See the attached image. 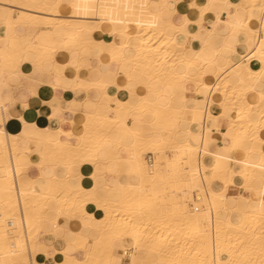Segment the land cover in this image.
Wrapping results in <instances>:
<instances>
[{
	"label": "bare ground",
	"instance_id": "obj_1",
	"mask_svg": "<svg viewBox=\"0 0 264 264\" xmlns=\"http://www.w3.org/2000/svg\"><path fill=\"white\" fill-rule=\"evenodd\" d=\"M94 1L0 0V6L10 10L3 19V24L10 29L9 45L2 56L5 64L21 62L24 53L30 52L36 55L38 66H42L43 60L52 59L56 49L50 43L39 42L40 39L51 38L52 28L56 25L69 29L80 14L81 21L95 24L94 34H120L124 39L120 43L93 41L107 55L106 61L99 59L100 70L104 71L111 61H122L124 51L133 46L135 54L130 63L146 77L145 87L150 88L153 81H160L179 88L181 95H173L172 99L170 97L173 102L166 105L152 102L146 94L140 97L138 104L118 110H113L115 105H97L94 111L84 113L80 132L66 140L62 139L66 134L59 129L50 132L37 129L34 135L30 134L32 136L0 132V264H18L27 258L23 254L25 246L29 252L34 243L41 246V241L36 238L48 223L47 219L57 224V218L62 214L82 217L89 204L100 215L89 211L92 223L84 229L90 234L76 232L73 241L75 251L87 246L86 256L80 258L69 253L66 257L65 249L52 248L53 264H64L66 258L70 262L87 258L91 264H108L109 260L115 259L111 254L113 244L122 237L129 244H135L133 233H136L140 247L147 250L143 257L138 253V259H155L160 264H207L212 259L213 249L218 248L225 259L231 250L235 260L261 264L264 260L261 255L264 245V203L261 202L264 192V137L261 136V129H264V76L260 75V70L264 67V53L260 42L264 41V25L260 23V17L264 14V0H205L202 4L194 0L192 3L197 5L200 19L183 28L162 21L158 13H151L147 7L149 0H139L144 4L139 10L130 6L120 8L116 4L120 0H100L101 5L97 7L93 6ZM92 7L95 14L90 16ZM207 13L215 18L208 30V38L201 41L197 49L186 46L180 35L187 39L190 34L196 39L195 32ZM222 16L226 20H222ZM191 24L196 28L195 32H189ZM17 26H46V29L30 35L32 44L23 46L15 31ZM84 27L65 36L67 44L76 42L79 51L87 44L81 36ZM218 28L225 32L223 37L218 36ZM228 37L236 38L245 47L237 61L229 57L236 45L229 43ZM221 38L222 46H217ZM189 68H196L197 74L190 76ZM103 82L87 84L75 79L71 87L87 90L95 86L104 92ZM189 82L196 87L187 96ZM249 95H254L255 100L250 101ZM118 100L121 104L127 103L125 99ZM214 106L218 110H214ZM147 109L155 114L152 125H164V132L170 138L154 139L128 126L129 117H140ZM187 112L190 115L186 118ZM218 118L227 122L225 127H216ZM192 125H198L199 129L193 130ZM180 126L184 132L182 140L177 137ZM213 127L221 137V150L218 151L210 149ZM108 129L113 133L106 134ZM115 132L130 137L131 155L126 160L114 159L112 162L120 166L130 164L136 181H119L113 194L104 186L107 193L100 196L96 184H75L70 173L59 175L56 170L59 163L78 167L92 165H78V159L99 161L101 145L110 146ZM225 140L229 142L225 144ZM114 146L121 147L119 143ZM144 147L153 151L151 166L143 160ZM223 147L229 153H224ZM31 151L37 154L34 163L12 167L13 164L7 162L11 152L24 155ZM180 163H184L183 168H179ZM232 163L239 169L234 170ZM30 167L41 169V175L37 178L27 175ZM9 169L11 175L7 176ZM77 176L81 179L78 172ZM215 181L222 183V187H214ZM236 184L247 194L228 193L229 186ZM93 187L95 193L90 191ZM253 192L259 197H253ZM187 199L191 203H187ZM97 201L101 207H97ZM13 243L15 247H10ZM132 250L129 249L126 259L131 258ZM118 251L122 256L123 249Z\"/></svg>",
	"mask_w": 264,
	"mask_h": 264
},
{
	"label": "crops",
	"instance_id": "obj_2",
	"mask_svg": "<svg viewBox=\"0 0 264 264\" xmlns=\"http://www.w3.org/2000/svg\"><path fill=\"white\" fill-rule=\"evenodd\" d=\"M85 1L86 0H80V3H84ZM193 1L194 0H149L147 7L151 13H158L162 21H167L174 25H181V18L185 16L191 21H198L200 19L197 5L195 8L191 7ZM195 1L202 4L205 0ZM130 2L127 0H120L116 4L120 8L130 6L133 10H139L144 6V4L139 0H133ZM173 4L176 5L175 9L169 7ZM100 5V0L93 2V6L95 7ZM215 8L218 9L219 7ZM240 13L244 12L240 11ZM94 14L95 9L92 7L89 10V15L93 16ZM79 15L73 20L69 29L65 28L64 26L56 25L52 28L51 38L40 39L39 42L50 43L56 49V52L54 53V56L51 60L45 59L41 63L42 66H38L36 63V55L34 53L26 52L24 53V57L21 62H13L9 65H6L2 56L4 55V49L9 45L10 29L3 24V19L6 17V15L4 7L0 6V118H2V122H0V132H8L10 134L22 133L24 135L26 134V136H32L36 133L37 129L46 130L49 132L59 129L62 133L66 134L69 131H73L74 128L75 130L73 133L76 135L80 132L81 123L83 122L85 112L94 111L97 109V105L109 106V97L125 99L127 101L128 93L126 88L123 87V84L127 82V76L125 73L130 74L133 77L134 82L138 85L137 96L133 98V105L138 104L140 97H143L145 94V97H148L152 102L156 101L162 105L173 102V100H171L173 95H181V90L179 88H172L170 85L163 84L160 81H153L150 88L145 87L146 77L142 75L140 71L133 68L132 64L130 63V59L135 54L133 46L124 51V57L122 61L119 63L117 61H111L108 64L113 66V71L117 67L123 70L120 74L122 86L119 89L109 84L107 88H104V92L95 86H90V88L88 87L87 90H73L71 86L73 85L75 79L76 81H83L87 84L100 83L103 80L104 84L108 83L109 74L105 71L106 68L104 71L100 70L99 68L101 66L99 59L101 61H106L107 55L100 51L93 44V41L104 40L120 43L124 40L120 34L112 35L111 33L107 32L104 34H94L93 29L95 28V24L91 21H88L87 23L81 21ZM14 16H16L15 13ZM214 19L215 18L211 13L204 15L200 24L201 28L199 27L196 30L192 24L188 28L189 32H195L196 30L195 33L197 38L194 39L192 35L188 34L187 39H185L186 36L180 35L181 41L185 42L184 44L186 46H191L195 49L199 48L201 46V41L208 38V30L211 28V24L213 23ZM221 19L226 20V17L222 16ZM82 26H85L83 28V30H85H82L81 36L83 41L87 42V44L85 49L79 51L77 43L72 42L67 44L65 36L67 33L75 31ZM43 27L44 28L39 29L35 26H17L15 31L19 37V43L23 46L32 44L30 35L46 29V26ZM218 31V36L223 37L225 35V32L221 31V28H218ZM199 38L201 39L199 40ZM227 40L229 43L236 45L235 51L231 52L229 57L230 59L232 58L233 61H237L240 54L245 52V47L240 44L236 38L228 37ZM89 41H91V43H89ZM218 42L217 46H222L223 39L221 38L218 40ZM73 62L76 65L75 67L71 66ZM13 66H15V68ZM187 72L190 76H195L198 70L196 68H189ZM34 73L35 79L33 78ZM40 77H43L44 82H38ZM195 87L196 86L194 83H187L186 89L188 92H186V95L190 96L191 92L195 90ZM33 91L35 92V95H32ZM159 92H163L161 96L157 95ZM22 96L26 97L27 107H21L18 103ZM197 97L201 98V95H198ZM255 98L256 97L254 95L248 96L250 101H254ZM114 105L115 104H112L111 106ZM70 107L74 109L72 112L68 111ZM214 107V110H218L217 106ZM4 108H9V112L5 113L3 111ZM17 113H19V115H17ZM189 115V112H187L185 115L186 118L189 117ZM20 117H23V120H21ZM129 118L135 121V127L129 123V120L127 121V124L135 131H141L143 134L152 136L154 139H158L160 137L167 138L169 136L166 131V133L164 132L163 125L159 124L155 127L152 125L155 120V114L150 109L145 110L140 117ZM65 120H67V123L64 122ZM217 122L215 125L219 128L225 127L227 124V122L221 118L218 119ZM25 123L29 125V127L26 128ZM32 125L35 127H31ZM182 126L185 127L186 125L182 123ZM182 126L177 128V130H179L177 131V137L180 140L184 138ZM191 128L193 130H197L199 129V126L192 125ZM31 133L32 135H30ZM111 133H113V131H111L109 134ZM115 133L117 134L113 139H111L112 144L110 146L101 145L99 151V161H96L95 165H79L77 167L76 165H64L59 163V175L65 176L66 174L70 173L72 176L71 181L75 184L79 182L84 186H92L96 184L98 187V194L100 196H104L107 193L106 190H104V186L109 187L111 189L110 193L113 194L115 191L114 188L119 181H136V175L131 173L132 171L130 164L123 163V165L120 166L112 162L114 159L126 160L131 155V149L129 148L132 144V140L130 137L128 135H119L118 132ZM68 138L69 137L67 135L62 136L63 140ZM210 138V149L213 151H218L219 149L221 150V137L216 132L214 127L212 128ZM71 141L73 142L74 139H71ZM228 142L229 140L224 141L225 144ZM116 143L120 144L121 147L119 149L114 146ZM222 150L224 153H229L226 147H223ZM36 156L37 154L35 151L25 153L24 155L17 152H11L7 156V162L10 165L13 164L12 167L18 164L27 165L29 163L36 162ZM231 165L234 170L239 169L237 164L232 163ZM77 172L81 175V179L79 180ZM41 173L42 170L36 167H30L26 171V174L32 178L39 177ZM92 173H96L97 178L95 180L90 177ZM6 175H11L10 169L7 171ZM213 185L216 188L222 187V183L218 181L214 182ZM228 193L247 194L245 190L239 187L237 184L229 186ZM253 197L258 198L259 194L253 192ZM89 211H93L96 216L100 215V212L94 208L93 205L89 204L87 206L86 216L85 214L82 215V217L79 215H76L75 217L69 216V218H71L69 219L62 216V214L58 216L57 224L52 223L53 221L49 219L46 220L48 223L44 225L43 229L46 227L55 228L54 233L56 236L45 237L44 243L47 247L41 242V246L48 252V256H44L43 252L39 253V256L41 257V264L43 263V259H54L55 254L52 253V248L69 249V253H75L77 256L81 255V251H75L76 249L73 245L75 235L69 234L76 232L86 235L90 234V231H86L84 229L90 222L92 223ZM72 218H76L78 221L72 220Z\"/></svg>",
	"mask_w": 264,
	"mask_h": 264
},
{
	"label": "snow or ice",
	"instance_id": "obj_3",
	"mask_svg": "<svg viewBox=\"0 0 264 264\" xmlns=\"http://www.w3.org/2000/svg\"><path fill=\"white\" fill-rule=\"evenodd\" d=\"M169 7L175 9L176 5H170ZM191 7L195 8L196 4L193 3L191 5ZM10 10L9 9H5V15L8 14ZM178 15V14H177ZM201 16H203V13H201ZM219 19V17H218ZM192 23V21H189L188 18L185 16L183 18H181V27H186L188 24ZM260 23L262 25H264V14L261 15L260 17ZM261 52L264 53V41H261ZM250 58V57H249ZM262 60H264V56H262ZM72 67H75V63L73 62L71 64ZM68 67V66H65ZM106 72H108L109 74V79H108V83H106L104 85L105 88H107L109 86V84H111L113 87L119 89L122 85H121V80H120V74L123 71L120 68H115V70L113 71V66L112 65H108L105 69ZM125 75L127 76V82L125 84H123V87L126 88L127 93H128V99H127V103L126 104H121V102L114 98V97H109V107H111L112 104H115L116 108L113 110H118L119 108H123V107H129L132 105L133 102V98H135L137 96V91H138V85L134 82L133 77L128 74L125 73ZM260 75L264 76V67H261L260 70ZM33 78L35 79V73L33 74ZM38 82H44L43 77H40ZM32 95H35V92H32ZM19 105L21 107H27V103H26V97L22 96L20 98V100L18 101ZM205 103H207V101L205 100ZM74 109L73 108H69L68 111L72 112ZM3 111L5 113L9 112V108H4ZM17 115H19V113H17ZM21 120H23V117H20ZM209 119L211 120V113H209ZM219 119V118H218ZM0 122H2V118H0ZM65 123H67V120L64 121ZM129 123H131L133 125V127H135V121L134 120H130ZM25 127H29V125H27L25 123ZM31 127H35L34 125H32ZM85 129H87V124H85ZM75 129L73 128V131ZM73 131H69L66 133L67 136L71 137L73 135ZM261 136L264 137V129H261ZM69 147H71V145H69ZM78 165L79 164H86V163H92V164H96V162L94 160H90L87 158L84 159H78ZM43 165L41 164V167ZM145 167H147V165H145ZM96 177V173L93 174V179L95 180ZM92 193H95L96 189L95 187H93L90 190ZM261 202L264 203V192L261 193ZM97 207H101V204L99 203V201H97ZM108 208L105 205L104 206V212L105 214H107ZM86 216V214H85ZM69 235H77L75 233H70ZM132 239L133 241H136L135 244H129V242L124 239L123 237L118 239L112 246V251L111 254L112 256L115 257L114 260H109L108 264H160L159 261L152 259V260H146V259H138V252L140 254L141 257H143V255L145 254V252L147 251L146 249H143L140 247L139 244V240L137 238L136 233L132 234ZM241 247H243L244 242L241 241L240 242ZM63 246V245H61ZM10 247H15V243L11 244ZM123 249V255L121 256L118 252V249ZM133 249L131 252V258L130 259H126V257H129V249ZM88 251L87 246L81 250V255L82 256H86ZM154 251V250H153ZM43 252L44 256H48V252L42 247V246H38L36 243L33 244L31 251L29 252L27 247L25 246V248L23 249V254L27 256L26 259H21L18 264H41V257L38 255V253ZM69 254V249H65V256L67 257ZM261 255H264V245L261 246ZM43 264H53V262L50 259H43ZM64 264H91V262L85 258V259H81V260H75L73 259L71 262L66 258L64 260ZM207 264H252L251 261H241V260H235L232 258L231 255V250H229L228 253V258L225 259L224 256L222 255L221 251L218 248H214L213 249V253H212V259L210 261L207 262ZM261 264H264V260H261Z\"/></svg>",
	"mask_w": 264,
	"mask_h": 264
},
{
	"label": "rangeland",
	"instance_id": "obj_4",
	"mask_svg": "<svg viewBox=\"0 0 264 264\" xmlns=\"http://www.w3.org/2000/svg\"><path fill=\"white\" fill-rule=\"evenodd\" d=\"M14 13L17 15V9H15V11H14ZM39 29L40 28H44L43 26H40V27H38ZM130 121V120H132L131 118H128L127 119V121ZM163 127H164V125H163ZM165 128V127H164ZM110 129H108V130H106L105 131V133L106 134H109L111 131H109ZM112 130V129H111ZM121 138V137H120ZM161 138H163V137H161ZM168 138H170V135L167 137V139ZM124 140V139H123ZM124 142H126V141H124ZM142 152H143V160H144V162L146 163V161H145V154L146 153H148V152H150V153H152L153 154V151L151 152V149H149V148H143V150H142ZM204 152L205 151H203V161L205 162V154H204ZM153 157H154V154H153ZM154 159V158H153ZM179 168H183V166H184V163H180L179 165ZM154 167V166H153ZM58 168H59V165L57 166V169L56 170H58ZM185 172V171H184ZM208 173V172H207ZM216 182V181H215ZM196 192V191H195ZM175 197H176V199H178V195L176 194V195H174ZM117 197L118 196H115V199H117ZM174 197V198H175ZM187 203H191V200H188L187 199ZM202 206V205H201ZM62 216H64V217H67V218H69V216H67V215H62ZM69 219H71V218H69ZM72 220H77L76 218H72ZM45 221V220H44ZM78 221V220H77ZM54 229L55 228H51V227H46V228H44V229H42V231L39 233V235H38V237L36 238V240H38V241H41L43 244H44V246H46L45 245V243H44V239H45V237H47V236H56L55 235V233H54ZM47 247V246H46ZM119 253H120V251H118ZM139 253V252H138ZM78 257H82V255H79Z\"/></svg>",
	"mask_w": 264,
	"mask_h": 264
},
{
	"label": "built area",
	"instance_id": "obj_5",
	"mask_svg": "<svg viewBox=\"0 0 264 264\" xmlns=\"http://www.w3.org/2000/svg\"><path fill=\"white\" fill-rule=\"evenodd\" d=\"M153 155H152V153H150V152H148V153H146L145 154V161H146V163L149 165V166H151L152 164H153Z\"/></svg>",
	"mask_w": 264,
	"mask_h": 264
}]
</instances>
